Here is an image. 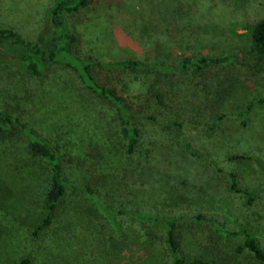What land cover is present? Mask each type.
Returning <instances> with one entry per match:
<instances>
[{
  "label": "rangeland",
  "instance_id": "obj_1",
  "mask_svg": "<svg viewBox=\"0 0 264 264\" xmlns=\"http://www.w3.org/2000/svg\"><path fill=\"white\" fill-rule=\"evenodd\" d=\"M56 1L0 0V25L14 28L23 39L35 40L46 29L48 11ZM96 5L101 11L95 12ZM178 14L185 24L206 21L219 29L201 54L232 51L235 57L231 65H209L192 79L190 84L202 102L197 109L183 103L181 85L176 92H165L163 105L141 93L154 75L148 74V83L141 72L112 80L121 95L155 117L144 123L143 144L135 153H126L110 105L87 93L81 78L67 65L34 76L11 61L0 63V111L18 115L39 137L74 155L65 166L67 177L89 183L99 198L116 209L145 210L156 205L119 197L114 182L100 185L95 178H107L111 168L129 167L143 160L147 151L160 148L158 152L166 153L179 167L172 185L182 204L177 212H202L216 218L224 229L246 227L264 248V103L249 112L245 126L228 114L211 134L165 125L168 120H209L264 97V74L256 69L246 30L264 18V0H96L79 21L87 36L86 54L104 63L133 57L179 66L191 52L161 41L155 27L157 21L167 25ZM134 24L139 26L137 34L132 32ZM191 145L206 156L191 155ZM232 154L244 158L228 160ZM213 163L234 171L243 188L257 193L254 204L247 205L243 195L231 193L227 175ZM50 184L49 165L31 151L20 127L0 123V264H14L22 256H28L30 264L169 263L158 230L132 213L120 217L117 231L93 200L71 187L66 188L52 225L34 233L46 211Z\"/></svg>",
  "mask_w": 264,
  "mask_h": 264
},
{
  "label": "trees",
  "instance_id": "obj_2",
  "mask_svg": "<svg viewBox=\"0 0 264 264\" xmlns=\"http://www.w3.org/2000/svg\"><path fill=\"white\" fill-rule=\"evenodd\" d=\"M95 1L57 0L48 11L46 29L35 40L23 39L14 28L0 25V63L11 61L24 73L34 76H42L55 66L71 67L81 78L86 92L113 109L125 139L126 153L131 155L143 144L144 123L147 119L153 120L155 117L121 95L117 87L111 84L112 80L124 78V73L141 72L144 74L143 82L148 83V74L154 75L150 86L141 93L163 105L165 92H176L181 85L183 88L179 89L183 103L197 109L202 106V102L194 85L190 84L192 79L209 65H231L235 54L232 51L220 55L201 54L202 47L217 37L219 29L211 27L206 21L185 24L182 15L178 14L176 18L169 19L167 25L157 21L155 27L161 41L191 52V55L182 58L179 66L151 63L133 57L101 62L87 56V36L79 23L84 9ZM96 6L95 12L101 11L98 5ZM138 29L139 26L134 24L132 32L137 34ZM246 30L251 40L250 53L256 58V69L264 74V18L247 26ZM261 103H264V97L250 99L227 113L215 114L209 120H168L165 125L169 128H186L191 132L211 134L228 114L236 116L240 124L245 126L249 122V112ZM0 123L18 125L29 141L31 151L42 156L51 170V184L45 197L46 211L41 222L34 227V233L52 225L62 196L66 188L71 187L93 200L117 231L121 226L120 217L132 213L150 228L158 230L163 247L170 258L168 264H264V248L246 227L238 230L224 229L216 218L202 212L190 215L176 211L182 204L178 203L176 188L172 185L179 174V167L172 165L166 153L158 152L160 148L147 151L143 160L129 167L111 168L107 178H95V183L100 185L114 182L119 197L126 196L156 205L152 209L128 211L106 204L89 183L68 178L65 166L73 161L74 155L62 152L58 146L39 137L18 115L0 111ZM190 153L196 157L206 156L202 150L192 145ZM240 158H244V155L232 154L228 160ZM215 169L227 175L228 190L231 193L243 195L247 205L254 204L257 193L243 188L234 171H224L216 165ZM161 180L162 188L159 187ZM211 226L215 227L217 232ZM207 228L211 230L207 231ZM153 234L156 232L150 233ZM14 264H30V258L22 256Z\"/></svg>",
  "mask_w": 264,
  "mask_h": 264
}]
</instances>
